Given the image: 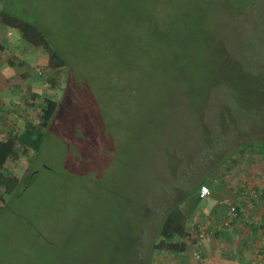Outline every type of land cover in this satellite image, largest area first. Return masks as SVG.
<instances>
[{"label": "rangeland", "instance_id": "374dc122", "mask_svg": "<svg viewBox=\"0 0 264 264\" xmlns=\"http://www.w3.org/2000/svg\"><path fill=\"white\" fill-rule=\"evenodd\" d=\"M23 3L66 65L40 47L28 67L32 119L58 104L37 153L5 163L31 180L0 203V264H155L178 183H209L264 139V0Z\"/></svg>", "mask_w": 264, "mask_h": 264}, {"label": "crops", "instance_id": "0c3cea01", "mask_svg": "<svg viewBox=\"0 0 264 264\" xmlns=\"http://www.w3.org/2000/svg\"><path fill=\"white\" fill-rule=\"evenodd\" d=\"M4 34L2 42L9 43L0 49L1 139L7 137L9 130L22 131L29 121L37 123L31 112L24 109L27 102L23 93L27 98L29 87L39 91L37 85L41 80L36 71L29 73L28 67L34 68L43 59L41 48L34 54L18 31L13 35L7 28ZM26 51L33 55L22 57L24 64L19 65L18 60L10 63L12 53L22 56ZM26 57L30 58L29 64L25 63ZM248 149L232 157L222 172L212 173V181L203 180L210 192L205 197L195 193L187 202L190 209L185 223V249L159 251L153 256L155 264H264V154ZM231 205L238 215L229 218Z\"/></svg>", "mask_w": 264, "mask_h": 264}, {"label": "trees", "instance_id": "16d2710c", "mask_svg": "<svg viewBox=\"0 0 264 264\" xmlns=\"http://www.w3.org/2000/svg\"><path fill=\"white\" fill-rule=\"evenodd\" d=\"M0 0V49H3L9 42H2L5 39V30L8 27H13L17 29L20 33L21 39L31 43V48L35 50L40 47L47 49L51 55L56 54L58 50L53 46L51 40L48 36L45 35L44 31L38 27L30 19H27L22 12H25L23 0ZM28 4H31L28 1ZM30 51H26L22 56L10 52L11 56L9 57L10 63L14 64L15 60H18L19 65L24 64V57ZM58 54V59L54 62H51L52 66H61L66 65V60L62 55ZM24 59H23V58ZM30 58L26 57V64L30 63ZM69 65V64H67ZM67 67V66H66ZM19 73V72H18ZM26 74L27 72H21ZM14 74H17L14 73ZM49 82L51 85H57L56 81L50 77ZM28 91L30 96H38V91H32L29 87ZM58 102L50 97H46L44 103L39 107V121L33 123L29 121L22 131L16 132L14 130H9L6 138H0V203L3 202L6 198V195L12 194L16 191H23L26 188V184L31 180L29 176L30 173L27 172L23 177H20L6 168L5 163L7 161H12L17 159L20 155L24 156L30 152L37 153L42 143L44 132L49 122L53 118L54 112L57 108ZM225 124H233L232 121L226 120ZM228 144L224 145L227 146ZM241 151H245V148H252V150L261 147L262 154H264V139H251L248 138L241 145ZM222 147V146H221ZM219 148V147H218ZM30 157V155L28 154ZM15 162V161H14ZM23 184V188L20 189ZM177 184V183H176ZM179 188L177 193L182 190L180 195L176 194V198H169L164 206L160 210L161 218L157 226L155 227V232L158 234L157 240L151 242V250L159 251H183L186 247V243L183 240L187 235L186 229V220L189 213V205L187 204L190 199L186 197L187 191L189 195H194L199 197L198 191L203 183V180H194L189 181L188 186L185 188L184 184L181 185L179 182ZM183 200L180 199V196H183ZM168 206V207H167ZM141 247L137 245V249ZM137 251V250H136ZM137 256H140L141 253L136 252ZM146 263L151 260V256L146 255Z\"/></svg>", "mask_w": 264, "mask_h": 264}, {"label": "built area", "instance_id": "2783aa9c", "mask_svg": "<svg viewBox=\"0 0 264 264\" xmlns=\"http://www.w3.org/2000/svg\"><path fill=\"white\" fill-rule=\"evenodd\" d=\"M209 192H210V189H209L208 185H206V184H202V185L200 186V188H199L198 195H199L200 197H205ZM229 208H230V209H229V211L227 212L229 218H230V217H235V216L238 215L237 209H236V207H235L234 205H231ZM225 223L228 224V221H225ZM193 254H194L195 256H198V254H197L196 252H193Z\"/></svg>", "mask_w": 264, "mask_h": 264}]
</instances>
